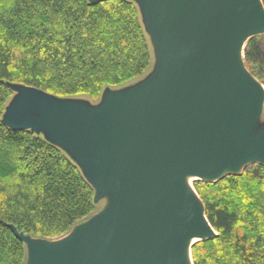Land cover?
Wrapping results in <instances>:
<instances>
[{"label":"water","instance_id":"95a60500","mask_svg":"<svg viewBox=\"0 0 264 264\" xmlns=\"http://www.w3.org/2000/svg\"><path fill=\"white\" fill-rule=\"evenodd\" d=\"M133 1L154 49L145 80L95 105L11 85L3 123L62 149L95 202L107 200L58 240L11 226L27 264H190L193 240L217 234L187 179L264 164V86L244 63L246 42L264 34L263 1Z\"/></svg>","mask_w":264,"mask_h":264},{"label":"trees","instance_id":"16d2710c","mask_svg":"<svg viewBox=\"0 0 264 264\" xmlns=\"http://www.w3.org/2000/svg\"><path fill=\"white\" fill-rule=\"evenodd\" d=\"M152 60L133 0H0V264L28 261V247L11 226L53 241L101 210L62 149L3 123L11 85L94 102L144 75ZM244 63L264 86V34L246 42ZM193 188L217 234L191 247L193 264H264V164L216 182L196 180Z\"/></svg>","mask_w":264,"mask_h":264},{"label":"rangeland","instance_id":"374dc122","mask_svg":"<svg viewBox=\"0 0 264 264\" xmlns=\"http://www.w3.org/2000/svg\"><path fill=\"white\" fill-rule=\"evenodd\" d=\"M152 49H153V45H152ZM154 68H155V57H154V49H153V60H152L150 69L144 75H142V76H140V77L132 80L131 82L127 83L125 86L120 87V88H118L116 90L128 88V87L134 86L136 84H139L140 82H142L143 80H145L153 72ZM12 99H11V101H12ZM78 99H80V100H86L87 102L91 103L92 105L98 104L100 102V100H101L100 99L99 101L91 102L88 99V97H85V96L78 97ZM263 123H264V114H263V116L261 118V121H260V124H263ZM194 181L195 180H191V182L189 183V181L187 180L188 184L191 185L192 188H193V182ZM106 201L107 200H103V201L98 202L99 203V209H102L106 205Z\"/></svg>","mask_w":264,"mask_h":264},{"label":"bare ground","instance_id":"6f19581e","mask_svg":"<svg viewBox=\"0 0 264 264\" xmlns=\"http://www.w3.org/2000/svg\"><path fill=\"white\" fill-rule=\"evenodd\" d=\"M187 180H188L189 183H190L191 180H196V178L189 177ZM189 186H191V185H189ZM196 241H197V240H193V243H196ZM189 260H190V264H193V263H192V258H191V254H190V253H189Z\"/></svg>","mask_w":264,"mask_h":264}]
</instances>
